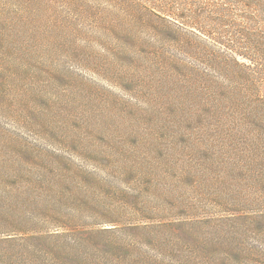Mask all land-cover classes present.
<instances>
[{
  "label": "rangeland",
  "instance_id": "obj_1",
  "mask_svg": "<svg viewBox=\"0 0 264 264\" xmlns=\"http://www.w3.org/2000/svg\"><path fill=\"white\" fill-rule=\"evenodd\" d=\"M155 43L2 52L0 264H264L263 186L179 74L205 53Z\"/></svg>",
  "mask_w": 264,
  "mask_h": 264
},
{
  "label": "trees",
  "instance_id": "obj_2",
  "mask_svg": "<svg viewBox=\"0 0 264 264\" xmlns=\"http://www.w3.org/2000/svg\"><path fill=\"white\" fill-rule=\"evenodd\" d=\"M155 41L205 53L198 67L169 61L211 90L201 105L223 115L264 192V0H0V55L100 49L128 61L162 50Z\"/></svg>",
  "mask_w": 264,
  "mask_h": 264
}]
</instances>
